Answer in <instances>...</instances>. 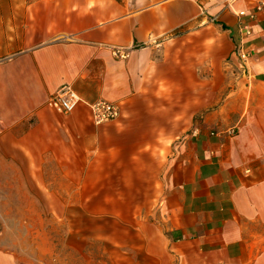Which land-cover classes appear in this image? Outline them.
<instances>
[{"label": "crops", "instance_id": "1", "mask_svg": "<svg viewBox=\"0 0 264 264\" xmlns=\"http://www.w3.org/2000/svg\"><path fill=\"white\" fill-rule=\"evenodd\" d=\"M259 1L0 0V264H264Z\"/></svg>", "mask_w": 264, "mask_h": 264}, {"label": "built area", "instance_id": "2", "mask_svg": "<svg viewBox=\"0 0 264 264\" xmlns=\"http://www.w3.org/2000/svg\"><path fill=\"white\" fill-rule=\"evenodd\" d=\"M264 4L263 0H260L253 8V10L247 12L246 14L242 9L237 10V15H244L245 18L249 19L253 17L254 12L262 8ZM246 19H242L239 22V27L241 30L240 37L247 34L249 32V25ZM110 52L114 57L123 58L127 55L126 50L123 46L120 45H111ZM232 53L235 55L237 60V68L240 74L244 76H248V71L246 68V60L249 55V51L245 46L237 41L234 44L232 49ZM80 101V96L78 93L67 83H62L57 86L50 94H48L45 103L49 107L54 110L60 112H68L73 109L76 104ZM90 119L93 123H100L103 121L110 120L115 118L118 115L119 109L118 105L114 101L104 100V99H96L88 103Z\"/></svg>", "mask_w": 264, "mask_h": 264}, {"label": "rangeland", "instance_id": "3", "mask_svg": "<svg viewBox=\"0 0 264 264\" xmlns=\"http://www.w3.org/2000/svg\"><path fill=\"white\" fill-rule=\"evenodd\" d=\"M36 237V234L34 231H30L29 232V246H28V252L30 255H36V252H37V249L39 250L40 254H44L45 256H50L52 257V254H53V250L54 248L53 247H41V248H37L36 246H34L31 241V239L35 238ZM25 238H23L24 240Z\"/></svg>", "mask_w": 264, "mask_h": 264}]
</instances>
